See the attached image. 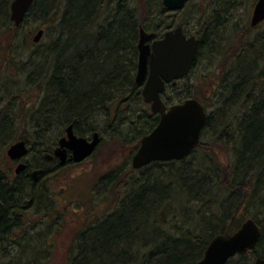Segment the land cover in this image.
Here are the masks:
<instances>
[{"label": "trees", "instance_id": "obj_1", "mask_svg": "<svg viewBox=\"0 0 264 264\" xmlns=\"http://www.w3.org/2000/svg\"><path fill=\"white\" fill-rule=\"evenodd\" d=\"M126 1L35 0L22 26L16 27L13 0H0V55L9 50L5 65L19 62V72L38 97L34 103L20 101L15 124L6 119L0 123V264H49L56 255L55 234L70 209L80 210L83 224L72 236L64 264H196L214 237L235 233L250 218L261 228L262 239L228 264H254L264 258V24L239 27L230 22L226 30L235 31L233 39L221 36L220 30H225L224 16L257 0H220L215 22L214 14L206 24L199 21L200 47L190 74L169 88L181 90L176 103L195 98L205 107L208 120L199 147L184 160L154 162L139 170L132 159L159 115L144 102L136 82L142 23L139 6L131 9ZM145 3L148 17L155 16L153 9L158 19L169 15L161 0ZM35 18L51 19L54 35L47 51L31 56L41 60L33 68L30 58L23 62L24 57L9 53L26 47L19 31ZM204 62L207 72L199 76L195 70ZM208 78L213 85L204 100L199 89ZM190 79L195 83L183 89L182 81ZM171 99L167 104H174ZM39 111L45 112L40 125L34 122ZM70 125L79 136L99 133L89 158L97 157L107 140L130 149L121 164L100 173L78 199L65 198V188H53L48 180L78 164L61 166L44 156ZM54 130L55 137L45 141ZM210 136L212 144L206 141ZM20 140L35 160L17 175L7 165L16 163L6 149ZM211 147L230 157L221 169ZM35 170H42L37 180ZM61 200L67 204L61 206Z\"/></svg>", "mask_w": 264, "mask_h": 264}, {"label": "water", "instance_id": "obj_2", "mask_svg": "<svg viewBox=\"0 0 264 264\" xmlns=\"http://www.w3.org/2000/svg\"><path fill=\"white\" fill-rule=\"evenodd\" d=\"M169 10H183L189 0H163ZM35 0H13L11 20L19 27L33 6ZM264 22V0H257L251 18V26L257 27ZM44 36L40 29L33 38L39 43ZM155 37L144 29L140 30L139 63L136 82L142 86L144 102L151 106L153 114L159 115L157 126L140 141V146L132 159V167L142 169L154 162L181 161L188 157L200 145L201 135L208 120L203 104L189 98L168 107L163 99L167 84L177 82L189 75L197 59L200 40L195 36L187 37L180 27L166 34L161 41L153 44V52L147 42ZM150 57V59H149ZM100 142L95 132L89 139L75 133L74 126L65 130L53 155L61 166L69 162L76 164L88 159ZM69 152L71 154L69 155ZM29 153L28 144L17 141L12 144L7 155L17 162V175L28 168L25 158ZM50 159L52 155L46 156ZM42 170L33 171L37 180ZM262 239V230L258 223L250 218L233 234H220L214 237L204 252L203 258L196 264H228L237 255H245L254 250ZM254 264H264V258H257Z\"/></svg>", "mask_w": 264, "mask_h": 264}, {"label": "rangeland", "instance_id": "obj_3", "mask_svg": "<svg viewBox=\"0 0 264 264\" xmlns=\"http://www.w3.org/2000/svg\"><path fill=\"white\" fill-rule=\"evenodd\" d=\"M113 1L116 2V0H113ZM219 2L220 0H213V2H209V3H206V0H192L189 6H187V8L183 12H181L178 16L169 17L166 15L165 16L167 18L166 22L171 23L173 20H175L176 24L185 23L186 28L189 31V33L196 35L197 30L199 29V21L202 24H206L208 23L209 18L212 19L211 17L214 14L212 22L213 23L215 22V19L217 17L216 15L218 14L217 10L219 8H217V6ZM256 2L252 6L251 4H248V3L244 4L243 7H240V11L234 12L232 16L230 14L227 17L224 16L223 18L225 20L223 22V25L225 26V30L224 29L220 30L221 36H228L232 39L235 36L234 30L230 28L229 30H232V31L226 30V26H229L230 22L233 24V26L237 24L239 27H243L246 24L250 25L253 9H254ZM148 3H145V0H137V4H133L132 0L126 1V4L129 5L131 9H133L135 6H139V9L136 13L138 15V21L140 23L145 24L146 26H149L150 28H156L157 26L160 25V19H158L155 16H159V14L157 15V9L156 10L153 9L150 13L155 14V16L148 17V10L147 9L144 10L145 6ZM204 11H206L208 15H206ZM202 13L204 14L202 15ZM110 18L111 16H108V19ZM39 29H44L45 33L41 41L36 44L33 42V36L37 33ZM150 30H153V29H150ZM214 34L215 33H213V35ZM53 35H54V30H53L51 19L49 18L29 19L28 23L23 28H21L19 31L20 38L21 39L23 38L24 40H26L25 42H28L26 43V47L25 48H20V47L15 48L16 51L13 50L12 52H10L9 56H12V55L13 57L22 56L24 57L23 62H26V60L30 58L32 62L34 61V63L32 64L33 68H36L37 64H39L41 60H38L37 58H32L31 56L32 55L36 56L38 52H42L43 50L47 51L50 45V40L52 39ZM19 36H18V39H19ZM8 52L9 50L6 49L3 52V55H0V114L5 112L3 113L0 119V123L2 119H6V122L8 123V125H11V123L13 125L16 123L15 115L17 114V107L20 101H23V102L30 101L31 103H34L36 102L38 97L36 94L37 92L30 89L31 86H29L27 83V78L25 77L26 75L23 76V74L19 72L20 63L18 61H20V59H18L17 61L18 62L17 66L8 67L7 65H5L4 59L6 58H4V56H8ZM221 57L223 59V55H221L220 58ZM205 63L206 62L199 65V67L195 70V73H197V75L200 76L202 74H205V72H207V70L205 69ZM32 77L33 79H36L35 75H32ZM21 79H22V82L20 81ZM211 82L212 81H210V79L208 78L207 83H203V85L200 87L203 90L201 91V89H199V92H201V98H203L204 100H205L206 94H208V92L210 91L213 85ZM190 83L191 84L195 83V79H190L184 82L182 81L181 87L183 89H186L190 85ZM20 90H22V92H19ZM180 91L181 90H179V88L177 91H172L171 89H169L168 93L172 98L171 99L172 103H176V101L178 100ZM210 105H208V107ZM47 106L49 107L52 106V102L50 103V105L48 104L45 106V109L48 110L49 107ZM124 108L127 109V106L124 105ZM44 111H39L40 113L38 114L37 118L34 119L35 123L39 122L38 124L40 125L44 122L45 120ZM98 125L102 126V123ZM30 129H31V126H29V130ZM55 134H57V131L55 130L54 132L49 133L46 136L45 141H50L51 139H53L55 137ZM41 135H43V133H41ZM86 137H90V136H86ZM209 140H211V136L210 138L206 139V141L209 144H212V141L210 142ZM112 143H113L112 141L107 140V142H105L102 150L99 152L97 157L88 158L82 163H80V165L79 164L71 165L67 167L66 170L60 172L56 177L54 176L48 177V180H50L51 186L53 188L58 187V190L61 188H65V192L63 193L65 198H69V199L81 198L89 189L90 184H92L98 178L97 176L100 173L108 171L110 168H112L113 166L117 164H121L123 162V159H126V156L129 154L130 149L128 147H123V146L117 147L116 143H113V144ZM210 149L213 155L211 157H213L214 159L217 158V167L219 169H221L222 166H224V164L230 161V157L227 156L226 154L227 152H225L224 149H219L218 147H215V148L211 147ZM7 150L8 149H6V154H7ZM52 150H54V148ZM52 153L53 151L51 153L45 154L44 156H47L48 154H52ZM201 154L202 152H199L196 155V158L198 157L200 158ZM34 160H35L34 155H28L25 158L26 163L34 162ZM206 164L210 165L208 163ZM7 165H9V167H12L13 172L15 173L16 165H13L11 163ZM66 204H67L66 201L61 200V206H64ZM72 210L73 209H70L69 213H67V216L65 219L66 224L60 228L61 231L55 234V235L59 234L58 238H54V240L57 243V248L55 250L56 255L54 256V259L50 261L49 264H64L63 261H65V258H64L65 251L72 243L71 242L72 236L77 233V231L83 224V220L79 219V216L81 215L80 210H77V212H74V213Z\"/></svg>", "mask_w": 264, "mask_h": 264}, {"label": "flooded vegetation", "instance_id": "obj_4", "mask_svg": "<svg viewBox=\"0 0 264 264\" xmlns=\"http://www.w3.org/2000/svg\"><path fill=\"white\" fill-rule=\"evenodd\" d=\"M162 5L165 8V10L168 12L169 15H167V16H169V17H171V16L172 17H175V16H177V15H174L175 13L182 11V10H175L174 11V10L167 9L165 7V5H164V1L163 0H162ZM166 19L167 18L165 16H162V18L160 19V25L158 26L157 30H155V29H153V30L144 29L148 34H154L155 35V37L152 40H150V41L147 42V45L150 46L152 52H153V44H154V42L163 40L165 38V36H166L167 33L172 32V31H175L176 29H178L180 27L183 29V33L188 38L189 37H192V36H195L196 37V35L190 34L189 31L187 30L186 26H184L183 24H176L175 23V20H173L171 23H168V22H166ZM139 43H140V31H139V35H138V41H137V60H138V63H139V55H140V52H139ZM149 59H150V57H149ZM137 72H138V70H137ZM176 85H173L172 83L171 84H167L165 93L162 96L163 99L165 98V101H167V99L170 97V95L167 94V90L170 87H172V86L174 87ZM70 154H71V152H69V155ZM49 160H51V161H57L59 163L58 158L55 157L54 155H52V157Z\"/></svg>", "mask_w": 264, "mask_h": 264}, {"label": "bare ground", "instance_id": "obj_5", "mask_svg": "<svg viewBox=\"0 0 264 264\" xmlns=\"http://www.w3.org/2000/svg\"><path fill=\"white\" fill-rule=\"evenodd\" d=\"M22 24H23V23H22ZM22 24H21L20 26H22ZM20 26H19V27H20ZM141 29H146L145 26H144L143 24H141V26H140V28H139V31H140ZM39 30H40V29H39ZM39 30H38V31H39ZM38 31H37V32H38ZM44 33H45V31H44ZM36 34H37V33H36ZM36 34H35V35H36ZM35 35L33 36V38L35 37ZM36 44H37V43H36Z\"/></svg>", "mask_w": 264, "mask_h": 264}]
</instances>
